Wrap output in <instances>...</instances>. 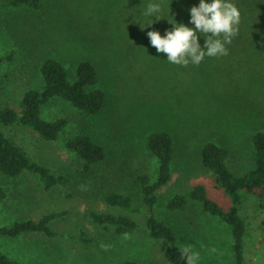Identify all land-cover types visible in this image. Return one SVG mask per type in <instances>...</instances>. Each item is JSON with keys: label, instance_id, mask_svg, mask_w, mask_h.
<instances>
[{"label": "rangeland", "instance_id": "obj_1", "mask_svg": "<svg viewBox=\"0 0 264 264\" xmlns=\"http://www.w3.org/2000/svg\"><path fill=\"white\" fill-rule=\"evenodd\" d=\"M246 7L243 0H235ZM149 0H43L34 8L0 0V106L19 109L25 90L42 84L40 66L49 57L65 63L72 72L80 61L98 68V86L106 93L104 108L89 115L68 101L54 99L44 109L47 119L66 116L70 123L57 141L47 142L32 132L31 150L63 177L60 192L46 193L33 174L0 181L7 197L0 201V225L17 218H37L51 210L66 213L52 223L56 235L29 234L1 238L3 250L21 264H124L126 259L167 262L165 241L154 240L145 227L146 210L139 212L108 205L110 189L137 191V175H156V158L147 149L151 133L173 135L175 155L172 178L158 191L156 212L171 222L181 246L194 250L197 264H234L231 229L218 217L204 213L190 200L182 212H169L167 198L186 194L203 183L208 195L224 207L231 203L217 187L215 177L201 161L207 142L227 146L228 167L244 175L256 163L253 135L264 131V28L244 21L224 56L205 57L199 65L167 62L149 46L137 15ZM170 15L187 23L188 9L199 0H166ZM239 7V6H238ZM240 8V7H239ZM250 21V15L247 17ZM171 27L167 18L151 26ZM8 56H11L9 58ZM88 133L106 151V158L83 173L66 141ZM130 213L140 227L118 235L112 226H100L91 211ZM241 214L248 224V264H264V215L253 197H246Z\"/></svg>", "mask_w": 264, "mask_h": 264}, {"label": "trees", "instance_id": "obj_2", "mask_svg": "<svg viewBox=\"0 0 264 264\" xmlns=\"http://www.w3.org/2000/svg\"><path fill=\"white\" fill-rule=\"evenodd\" d=\"M43 0H11L12 5L27 4L38 8ZM246 7L235 1L240 7L241 19L257 28H264V0H243ZM250 15V21L247 17ZM188 22V21H187ZM2 19L0 18V26ZM11 58V56H8ZM4 57H0V62ZM42 84L24 91L19 109L8 105L0 106V173L7 177H20L25 173L38 177L46 193L63 190L64 180L47 163L42 161L30 147L29 137L32 132L47 142L57 141L70 123L66 116L47 119L43 109L54 99L68 101L82 112L95 115L105 106L106 93L98 86V68L89 60L80 61L72 72L68 66L55 57L44 60L40 66ZM66 147L82 166L84 175L91 176L96 165L106 158L103 145L88 133L79 132L68 138ZM255 166L244 175L238 176L228 167L230 150L207 142L201 149V161L215 177L216 185L230 198V205L224 207L208 195L203 183L194 185L186 194L170 195L165 208L169 212H182L190 200L198 203L204 213L218 217L231 229V254L234 264H248L246 259V238L248 224L241 214V206L246 197H253L261 209L264 208V131L253 135ZM147 149L156 158L157 171L153 177L149 172L137 175V191L110 189L105 193V202L116 208L139 212L146 210L145 227L154 240L165 241L167 262L126 259L124 264H186L182 255L178 233L171 222L156 212L159 202L158 191L172 178V163L175 155L173 135L165 130L151 133L147 138ZM7 197V188L0 181V201ZM66 211L51 210L37 218H17L0 225L1 238H18L29 234H43L48 237L56 235L52 227L55 219L62 217ZM89 217L100 226H112L118 235H127L140 227L139 220L130 213L113 211H91ZM264 229V215L260 218ZM195 255V254H194ZM0 264H21L6 253L0 243ZM193 264H197L195 259Z\"/></svg>", "mask_w": 264, "mask_h": 264}, {"label": "clouds", "instance_id": "obj_3", "mask_svg": "<svg viewBox=\"0 0 264 264\" xmlns=\"http://www.w3.org/2000/svg\"><path fill=\"white\" fill-rule=\"evenodd\" d=\"M170 3L166 0H149L139 11L130 14L132 21L138 22L149 46L156 54H164L170 64L179 66L199 65L205 57L224 56L228 53L227 45L236 35L241 19V11L235 0H199L189 9L188 22H178L170 15ZM167 18L171 27L160 30L151 26L154 21ZM182 255L186 264H193L195 255L184 248Z\"/></svg>", "mask_w": 264, "mask_h": 264}]
</instances>
